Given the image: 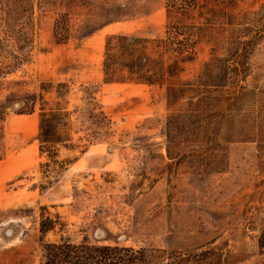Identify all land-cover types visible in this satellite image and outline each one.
<instances>
[{"label":"rangeland","instance_id":"1","mask_svg":"<svg viewBox=\"0 0 264 264\" xmlns=\"http://www.w3.org/2000/svg\"><path fill=\"white\" fill-rule=\"evenodd\" d=\"M196 1L184 20L197 30L194 61L172 84L251 41L237 84L257 96L243 100V122L250 106L257 116L264 0ZM166 3L0 0V264H41L43 246L60 239L197 256L190 264H264V150L231 144L215 172L178 165L166 154L165 87L104 82L105 39H162ZM47 220L54 230L43 237Z\"/></svg>","mask_w":264,"mask_h":264},{"label":"trees","instance_id":"2","mask_svg":"<svg viewBox=\"0 0 264 264\" xmlns=\"http://www.w3.org/2000/svg\"><path fill=\"white\" fill-rule=\"evenodd\" d=\"M196 2L167 0L169 22L162 39L108 36L102 72L106 84L165 87L166 106L172 111L165 121L168 160H176L178 165H199L215 172L226 164L225 148L231 144L254 143L259 153L264 150V110L254 116L250 102L249 114L244 122L241 118L243 100L248 97L253 101L257 97L254 90H245L237 84L251 41L232 43L227 55L206 63L196 80L178 86L172 84L183 72L182 66L194 61L197 30L185 25L184 20L196 7ZM65 36L66 31L59 27L56 38L63 40ZM241 45L247 50L243 55L239 54ZM54 118V115L43 116L41 127ZM39 139L49 142V129L41 130ZM184 151L187 154H182ZM53 230L51 221L40 222L39 232L43 237ZM258 248L264 251V230L260 233ZM195 257L182 252L134 250L117 245H92L85 241L74 244L68 239H60L43 246L41 264H190Z\"/></svg>","mask_w":264,"mask_h":264},{"label":"bare ground","instance_id":"3","mask_svg":"<svg viewBox=\"0 0 264 264\" xmlns=\"http://www.w3.org/2000/svg\"><path fill=\"white\" fill-rule=\"evenodd\" d=\"M108 31H109V30H108ZM108 31H107V32H108ZM110 31H111V30H110ZM107 32L105 31V32H103V34H105V33H107Z\"/></svg>","mask_w":264,"mask_h":264}]
</instances>
